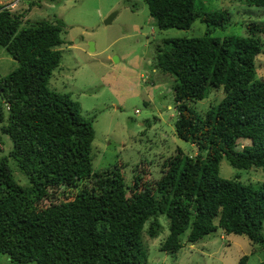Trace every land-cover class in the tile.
<instances>
[{"label":"trees","instance_id":"trees-1","mask_svg":"<svg viewBox=\"0 0 264 264\" xmlns=\"http://www.w3.org/2000/svg\"><path fill=\"white\" fill-rule=\"evenodd\" d=\"M245 2L264 13V0ZM145 3L159 30L205 26L204 36L163 40L156 54V67L175 81V134L202 155L177 149L157 180L139 164L128 185L119 167L92 171L91 122L69 94L48 88L62 21L26 24L23 13L0 5V48L17 64L0 78V134L11 143L0 156V255L9 264H145L144 236H158L159 216L168 222L159 244L165 253L181 248L183 234L194 244L217 229L264 253V184L253 189L218 176L222 157L234 169L264 173V80L254 79L264 21L245 22L239 36L210 37V28L229 24L226 11L196 0ZM211 89L223 96L199 116L190 104ZM239 140L247 144L238 149ZM8 158L25 185L12 179Z\"/></svg>","mask_w":264,"mask_h":264},{"label":"rangeland","instance_id":"rangeland-1","mask_svg":"<svg viewBox=\"0 0 264 264\" xmlns=\"http://www.w3.org/2000/svg\"><path fill=\"white\" fill-rule=\"evenodd\" d=\"M29 3L32 6L28 8ZM196 4L229 15V24L222 29L210 28V37L239 36L245 22L264 21L262 8L248 6L245 0H196ZM0 5L11 13H23L26 24L53 22L55 18L62 21V44L57 48L60 63L51 73L48 88L69 94L78 103L80 115L91 122L93 172L119 167L128 185L139 164L148 165L151 178L157 180L163 162L177 149L188 157L202 155L176 136L175 81L156 67V54L163 40L204 36L206 29L199 21L187 30H159L148 15L145 0H0ZM110 15L112 19L105 24ZM16 65L0 48V78ZM260 77L264 80L262 54L255 60L254 79ZM222 96L220 89H211L205 99L190 105L203 116ZM246 144L239 140L237 148ZM10 148L7 136L0 134V156H6ZM8 166L12 179L25 185V177L10 158ZM218 176L253 189L264 184L260 169H234L223 157ZM157 219L161 226L158 236L145 239L143 235L145 264H258L264 260L259 245L243 235H225L218 229L194 244L187 243L183 234L181 248L174 255L165 253L159 250V244L168 234V222L164 216ZM0 264H9L6 256L0 255Z\"/></svg>","mask_w":264,"mask_h":264},{"label":"water","instance_id":"water-1","mask_svg":"<svg viewBox=\"0 0 264 264\" xmlns=\"http://www.w3.org/2000/svg\"><path fill=\"white\" fill-rule=\"evenodd\" d=\"M112 16H113V15H110V16L106 19V21H104V23H105V24L109 23L110 20L112 19ZM88 46H89V51H92V47H93L92 44L89 43Z\"/></svg>","mask_w":264,"mask_h":264}]
</instances>
